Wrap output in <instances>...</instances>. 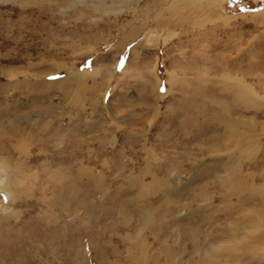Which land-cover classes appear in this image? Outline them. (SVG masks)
Returning a JSON list of instances; mask_svg holds the SVG:
<instances>
[{"label":"rangeland","instance_id":"374dc122","mask_svg":"<svg viewBox=\"0 0 264 264\" xmlns=\"http://www.w3.org/2000/svg\"><path fill=\"white\" fill-rule=\"evenodd\" d=\"M1 162L0 264H264V0H0Z\"/></svg>","mask_w":264,"mask_h":264},{"label":"bare ground","instance_id":"6f19581e","mask_svg":"<svg viewBox=\"0 0 264 264\" xmlns=\"http://www.w3.org/2000/svg\"><path fill=\"white\" fill-rule=\"evenodd\" d=\"M181 12H182V11H181ZM181 12H180V13H181ZM185 12H186V10H185ZM185 20H186V18H185ZM3 149H4V148H3ZM3 151H4V150H3ZM1 153H2V152H1ZM1 164H2V165H5L4 162H3V163L1 162L0 165H1ZM1 189L4 190V191H7V188H6L5 186H2ZM7 195L11 198V192L8 191V192H7Z\"/></svg>","mask_w":264,"mask_h":264},{"label":"snow or ice","instance_id":"6c2138e0","mask_svg":"<svg viewBox=\"0 0 264 264\" xmlns=\"http://www.w3.org/2000/svg\"><path fill=\"white\" fill-rule=\"evenodd\" d=\"M119 67H120V68H123V67H124V61H123V59L120 60ZM162 90H163V89H162Z\"/></svg>","mask_w":264,"mask_h":264}]
</instances>
